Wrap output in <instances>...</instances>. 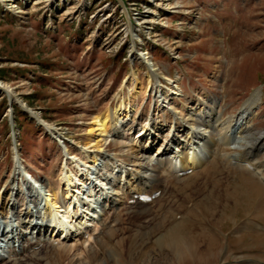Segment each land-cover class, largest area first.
<instances>
[{
    "label": "rangeland",
    "instance_id": "obj_1",
    "mask_svg": "<svg viewBox=\"0 0 264 264\" xmlns=\"http://www.w3.org/2000/svg\"><path fill=\"white\" fill-rule=\"evenodd\" d=\"M149 71L176 80L183 96L158 114L161 101L152 82L147 95L134 101L127 120L133 132L127 134L157 119L158 124L166 119L160 123L161 134L171 132L176 119L186 127L187 114L201 105L220 114L224 123L249 115L251 134L259 138L264 132V0H0V198L5 214L0 219L17 228L23 195L33 204L30 199L40 203L48 197L49 186L61 191L63 166L84 168L82 155L96 153L95 138L104 144L86 170L96 185V173L105 172L117 156L124 164L106 173L111 181L133 173L131 136L112 129L98 137L93 128L89 142L87 133L95 115L108 112L118 96L128 93L130 73H136L144 88ZM160 82L167 86L164 91L171 89L170 82ZM216 150L224 157L208 159L189 182L199 192L184 189L182 182L195 172L169 177L173 192H162L155 204L142 210L149 216L145 220L134 217L139 209L114 211L94 203L92 209L104 207L93 215L101 222L89 227L92 241L76 237L78 250L62 263L59 247L43 246L48 239L40 238V245L26 250L25 239L34 233L23 230L25 248L13 240L15 252L0 264H119L117 257L124 264H175L165 248L148 251L141 259L113 249L116 242L136 238L139 232L144 246L151 247L172 225L185 228L202 253L196 261V255H185L187 264H264V184L242 168L225 167L226 158L243 154V148L219 145ZM259 155L253 161L257 167L264 166V155ZM149 169L147 176L153 167ZM22 170L35 181L27 177L28 185H23ZM15 175H22L21 185ZM105 192L99 190L98 196ZM204 198L210 201L208 209L202 206ZM150 217L161 224L158 231L146 229ZM88 250L92 258L76 259Z\"/></svg>",
    "mask_w": 264,
    "mask_h": 264
},
{
    "label": "bare ground",
    "instance_id": "obj_2",
    "mask_svg": "<svg viewBox=\"0 0 264 264\" xmlns=\"http://www.w3.org/2000/svg\"><path fill=\"white\" fill-rule=\"evenodd\" d=\"M129 80L131 82V86L128 89V95L121 94L120 96H118V100L111 110L95 115L91 123L92 129L88 131L87 135L89 136L94 131L93 128H95V130L98 132V137L107 136L112 129H116L118 135L123 134V136L125 137L131 136V138L129 139L130 143L132 144L133 151L135 152L133 156L134 159H132L131 162L132 168H134V172L131 174L126 173L122 180L117 177L119 179L115 182H112L111 177L107 176L106 173H108V171L109 174L113 173L115 168L120 167L124 164V161L117 156L116 159L109 161V165H106L104 167V169H107L106 171L104 170L105 172L98 171L96 173V175L94 176V180L97 181L96 185V183L92 181L93 178H91L90 174L87 172L88 170H86L87 163L95 164V162L97 161V157L101 153V150H99V148L104 144V141L100 140L102 138L98 140L97 138H95L96 141H94L92 147L95 149L94 152L96 153L93 156H90L88 154L85 156L82 155L84 168H81V166L78 165L77 168L75 167L73 169H67L65 167V164L61 170L62 172L65 171L64 176L61 180V191L59 190L60 188L49 186L48 197H43L40 203L37 200L32 202L35 208H41L40 211L36 210L35 212L37 219H40L41 223L50 221L51 227L49 229H51V233H53L52 230H54L55 228L56 235L63 234L62 239H49L48 242H45V240H43V242H45V244L43 245L44 247L47 245L55 248L59 247V251L61 253V263L62 261L66 260V257L68 258L69 254L72 253L73 250H78L76 246L77 242L74 241L76 237L87 236L88 239L92 241V235L89 232V226L94 227L97 226L99 222H101V218H99V221L96 223L97 225L94 223L93 215L96 211L95 209H92V204H104L109 208V210H116V208H122L124 210L139 209L141 213L142 210L148 207V204L140 200L141 196H152L154 193L159 191L161 193L164 191L167 192L166 190H172L173 192V188L169 185V177L176 176L175 178H178V176H181L182 173L187 170H191L196 174L185 177L182 180V182L186 184L185 186H187L184 187V189H189L190 191H192V193H197L200 191V189L192 188L189 182L192 180L193 176H197L200 174L197 172V170L202 168L204 166V163L206 161H209L208 159L214 160L215 158L221 157L217 154L216 150V147H219V145L220 147L225 146L226 148L229 145H237L239 148H243V154L236 157L226 158L225 167L237 166L239 168H242L246 173L252 174L257 178V180H259V182L264 184V166H262L263 164L259 165L258 167L253 164V161H256L258 156H260L259 154L262 153L264 155V144L261 143V141L264 140V132H261L259 134V138H253V134H251V127L249 125L252 118H249L248 120L249 115H240V120L235 119L234 121H226L224 123L220 120V114L216 115L217 112H214L212 109H210V111H205V107L198 105L199 107L193 110L191 114H187L189 123H186V127L182 125L180 126L177 123V120L179 119L175 118L176 123L174 122L175 126L172 131H166L165 134H161V131H163L164 127L163 125H160V123H162V121L166 122V119H163L161 122H159V124L157 119L151 125L148 123L145 124V126L142 127L138 132L127 134L131 133L133 130V127H129L127 120H129L128 117L133 112V110H135L134 101L141 95H147V89L148 91L151 89L149 85H151L152 82L154 83V87L156 88L155 90L157 98L161 101V107L158 114L166 109L167 104L171 106L173 104L172 101L177 96H183L182 90L178 87V85L175 84L176 80L172 81L170 78L168 79L167 77H160L159 74L155 71H149L147 73V87L142 88L141 83L138 81L136 73L134 72L130 73ZM160 80L170 82L171 86V89L167 91L168 95L163 98V100L161 97L165 94L163 92L164 85L161 84ZM207 103L212 105L214 102L212 103L211 101H208ZM185 105V108H187L188 105ZM144 122L146 123V121ZM220 126L221 128L219 129V131L216 130ZM147 127H149V130ZM219 132L221 133V135H219ZM184 133L185 137L183 138L182 135ZM142 134L143 136H141ZM210 135L213 137H211V139H208V137L210 138ZM217 135L219 138L217 137ZM90 137L91 135L88 137L89 142H91ZM213 138L216 139L214 140ZM236 139L238 140L235 143ZM122 140H124V138ZM86 145H89V143ZM154 147L156 148L155 154L154 152H152V148ZM172 159H176L178 161V164L176 163L177 165H174L175 162L173 164ZM153 160H155L156 164L153 163ZM71 161H74V158H72ZM149 167H153V170L147 176L146 173L150 171ZM20 173L25 177V181H23L22 184L27 186L28 179L26 178L29 177L30 174L25 173V171L23 170ZM20 173L18 172V174ZM87 183L90 185L91 189H89L86 192L87 195L84 196V193H82V191L85 189L84 185H86ZM106 186H109V188L103 189V187L106 188ZM97 189L101 190L102 192L106 190V192L101 193L98 196L99 190L97 191ZM81 193L84 201L79 197ZM92 197L93 199H95V202ZM160 197L161 194L159 198ZM177 197L179 198L180 195H177L175 198ZM262 197L263 196H261V198ZM159 198L153 200L150 204H155ZM82 201L83 208H80V204ZM209 202L210 201L208 199L204 198L202 201V206L205 209H208ZM129 204L131 206H127ZM104 205L101 206L99 212H101ZM61 209L64 210L61 211ZM28 210L29 211H27L26 216L32 214L30 212V209ZM171 210L172 209H168V213L171 215H175L174 211ZM91 212H93V214H90ZM140 213L134 215L137 220H145L149 217L148 215H146V213ZM176 216L177 214L175 215V217ZM0 217H5L2 198H0ZM30 217L33 218V216ZM16 220L18 222L17 224L19 225L17 228L20 230H17L16 227L13 228L10 224V233L11 235H13V233L16 232V238L19 242L18 247L21 246L24 249L25 235L23 230L28 231L30 229L29 225H27L29 223H26L24 219L20 220L18 216L16 217ZM157 221L158 220H156L155 218H151L148 221L149 226L148 228L146 226V229H149V232H151L153 229L158 228L161 224ZM249 223L252 225H258L255 221L252 220H250ZM101 224L102 223H100V225ZM32 225L34 226H32L31 231L37 230V232H42L45 234V227L43 230V226H39L37 222ZM249 226L250 225H247L246 228L249 229ZM99 227H101V231L99 233L101 235V232L104 231V225ZM161 229L163 230L164 228L162 227ZM183 229L186 230L180 225H172V227L170 226L164 232V235L152 241L151 247H149L148 245L144 246V244L146 243H143L142 234L141 232H139L136 238L121 239L120 241L116 242L113 249L115 253L116 251H120V254H122V256L124 255L126 257L128 255L135 254L139 259H141L148 253V251L156 250L157 252H160V250H163V248H165L166 255L171 257L170 260H174L175 264H187L185 263V255H196V261L198 258V254L200 256L202 253L198 250L197 244L194 241H190L191 237H189V235ZM178 230H180L182 233H179ZM6 233H8V231ZM115 234L116 233H112L111 237H115L117 235ZM37 237L38 236L35 237V241H33L34 237L32 239H25L26 250H30L40 245L41 241L40 239L38 240ZM44 237L45 236H43V238ZM30 240L33 242H31ZM94 243L97 244L96 247L101 250L100 248H102V245H98V243L96 242V238H94ZM12 248H15L14 244L12 245ZM183 250L185 254L183 253ZM168 251L170 253H168ZM14 252L15 250H13V253ZM90 253H92V251L88 250L83 255L77 256L76 259L78 260L82 257H85L86 255L89 256ZM89 257L92 258V255H90ZM3 261H5V259L0 258V263ZM117 263L124 264L123 258L121 257L119 261V257H117Z\"/></svg>",
    "mask_w": 264,
    "mask_h": 264
}]
</instances>
